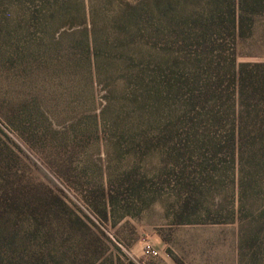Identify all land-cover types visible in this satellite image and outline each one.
Segmentation results:
<instances>
[{
	"label": "rangeland",
	"instance_id": "1",
	"mask_svg": "<svg viewBox=\"0 0 264 264\" xmlns=\"http://www.w3.org/2000/svg\"><path fill=\"white\" fill-rule=\"evenodd\" d=\"M142 1L149 9V0H0V137L22 160V185L46 183L100 228L115 255L134 264H260L249 256L262 253L251 237L264 196L248 191L239 214V164L226 146L237 122L243 148L259 146L261 126L264 136V109L240 103L232 76L241 65L264 66V11L243 33L226 19L195 22L201 0L171 1L184 12L173 31L148 18L117 21ZM49 43L59 52L49 54ZM174 127L187 145L183 181L193 193L183 211L181 187L156 147L158 133ZM244 158L257 165L251 153ZM256 162L254 192L264 190V161ZM101 188L112 194L108 221L86 203L104 211ZM180 213L191 223L178 224ZM145 243L159 255L145 258Z\"/></svg>",
	"mask_w": 264,
	"mask_h": 264
},
{
	"label": "trees",
	"instance_id": "2",
	"mask_svg": "<svg viewBox=\"0 0 264 264\" xmlns=\"http://www.w3.org/2000/svg\"><path fill=\"white\" fill-rule=\"evenodd\" d=\"M149 1L151 3L149 9L145 7V1H142L136 7L120 10L117 13V21L120 20L126 25H130L133 24L131 22L148 18L158 26L172 30L171 22L175 18L180 20L184 12L179 9H172V0ZM201 1L204 2L203 13L196 14L195 22L205 24L226 19L237 33H243L248 23L253 24L257 17L261 15V12L264 11V0ZM236 5L238 7L237 15L235 14ZM175 26L176 31L180 32L181 27L179 25ZM232 39L233 44H235L236 38L233 37ZM59 45L49 43L47 52L49 54L58 53L60 50ZM90 49L88 46L87 57L89 60L93 57V48ZM249 69L251 70L241 65L237 72L232 70L240 103L246 107L260 105L264 109V66L254 65L253 68ZM8 118L10 117L3 114L1 119L7 125H11L12 122ZM244 124L247 127V123L244 122ZM237 126L238 132L235 131ZM49 131L44 126L40 135L43 134L46 138ZM261 132H263L262 126L258 129L259 146L248 149L243 148V139L247 135L243 134L242 122L233 124L230 130V145L226 148L231 150L233 164L237 160L239 164V214L245 208L243 203L249 193L248 191L252 196L257 195L262 199L264 196L263 185H260L256 192H254L255 187L250 186L251 182L256 184L255 176L260 167L259 162H256L257 156L259 155V161L261 158L264 161V136L260 134ZM157 138L156 147L162 146L164 157L168 159L167 174L173 176L174 185L181 187L177 196L183 211L190 203L189 201L193 195L184 188L188 186V183L183 181V161L187 145L182 143L175 127L172 130L162 131L161 136L159 132ZM254 144L256 143L254 142ZM245 153H251V161L257 165L245 161ZM236 157L237 159H235ZM21 161L14 146L0 137V264H134L125 256L115 255L110 248V241L100 228L88 216H82L72 209L46 183L38 182L32 186H23L21 183L22 171L17 166ZM221 165L222 163L214 164V174L209 175L212 180H214V176ZM176 168L180 170L179 173L174 170ZM259 179L261 178L259 177ZM91 196L93 199L100 198L104 211L99 210L97 202L92 204L86 200V203L92 206L100 219L108 221L109 211L107 206L113 203L112 194H108L106 190L101 188L98 197L94 194ZM91 196L89 200L93 201ZM97 201L99 202V200ZM256 212L259 221L256 223V229L253 230L251 241L258 243L256 245L258 249L260 245L263 249L262 253L257 255L256 249L252 248L249 259L252 262L256 259L260 264H264V204ZM179 217L178 224L191 223L189 220H184L182 213ZM211 223L217 224L220 222L213 220ZM259 236L263 238L259 239ZM245 241L247 240L242 237L241 249H243ZM115 249L120 253L118 248L115 247ZM241 256L240 253V258Z\"/></svg>",
	"mask_w": 264,
	"mask_h": 264
},
{
	"label": "built area",
	"instance_id": "3",
	"mask_svg": "<svg viewBox=\"0 0 264 264\" xmlns=\"http://www.w3.org/2000/svg\"><path fill=\"white\" fill-rule=\"evenodd\" d=\"M142 255L145 258H155L159 255V251L152 244L145 243L142 246Z\"/></svg>",
	"mask_w": 264,
	"mask_h": 264
}]
</instances>
